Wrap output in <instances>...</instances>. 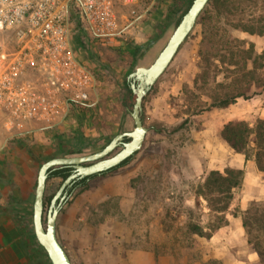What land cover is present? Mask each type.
Wrapping results in <instances>:
<instances>
[{
    "label": "rangeland",
    "instance_id": "374dc122",
    "mask_svg": "<svg viewBox=\"0 0 264 264\" xmlns=\"http://www.w3.org/2000/svg\"><path fill=\"white\" fill-rule=\"evenodd\" d=\"M190 1L141 0L140 11L150 7L146 18L150 19L151 14L158 10L169 11L168 15L162 13L163 21L156 23L154 31L144 43H137L134 35L128 33L122 46L117 44L119 47L97 48L87 44L84 37V44H79V54L97 77L96 95L88 107L80 106L74 112L65 129L46 131L50 141H43L39 137L30 138V134L11 138L0 129V146L7 143L0 149V184L20 198L21 208L13 214L20 216L24 226L29 228L34 243L40 246L33 228V203L41 166L56 157L96 153L116 135L133 131L134 121L130 113L136 96L127 88L128 77L136 69L150 67L155 62L178 21L189 9ZM205 10L173 62L144 98V124L149 132L142 150L126 166L91 180L87 190L76 191L62 205L57 219V236L73 264H133L129 256L123 255L139 248L133 241L139 230L131 229V237V230L124 229V233L120 231L123 238L120 235L117 238L110 236V217L119 216V204L117 198L108 197V192L123 186L120 173L135 174V170H147L146 173L152 174L143 178L133 177L132 184L139 185V189L144 187L146 193L155 190L157 194L153 201L158 206L168 208L164 224L173 237L170 247L178 259H187L191 264H219L216 259L209 257L247 256L252 251V248L242 244V239L226 246L210 243V238L193 237L194 234L189 231L190 225L197 224L213 234L220 227L228 225L229 220L242 222V214L252 202L264 203V197L244 203L245 197L236 190L230 209L223 215H216L209 211L205 200L196 197L197 187L210 172L206 167L205 171L202 170L203 150L197 146L190 147L196 143V133L209 129L212 140L215 137L220 140V128L226 123L246 121L253 124L264 117V102L260 101L264 99V91L249 99H238L240 104L235 107L231 105L210 111L205 109L211 103V98L223 97L226 92L233 90L230 84L234 79L225 80V70L235 68L237 63L240 66L244 64L242 58L234 55L247 49L250 44L254 45L256 54L264 50V38L250 37L234 30L227 18L217 16L211 8ZM123 14L128 17L126 13ZM157 36L161 37L156 40ZM152 41L153 44L148 47ZM251 62L248 61L246 66L250 68ZM221 84L226 88H222ZM78 134L84 139L82 153L63 156V152L72 151ZM194 157L199 162L196 163ZM183 159L192 163L185 168L180 167L178 162ZM172 163L175 167L171 166ZM183 175L185 185L189 186V194L183 197L170 195L167 201L164 187L178 189V186L169 183V179L179 178V182L175 179L174 184H180ZM62 183L60 178L48 180L46 199L56 195ZM136 206L135 203L128 206V216L134 223L139 215ZM48 208L47 202L44 224ZM173 209L174 212L171 211ZM116 253L122 256H113ZM205 256L207 259L204 260ZM255 264H259V260Z\"/></svg>",
    "mask_w": 264,
    "mask_h": 264
},
{
    "label": "built area",
    "instance_id": "2783aa9c",
    "mask_svg": "<svg viewBox=\"0 0 264 264\" xmlns=\"http://www.w3.org/2000/svg\"><path fill=\"white\" fill-rule=\"evenodd\" d=\"M139 7L140 0H0L1 131L18 138L65 129L98 85L78 35L91 46L123 45L146 16Z\"/></svg>",
    "mask_w": 264,
    "mask_h": 264
},
{
    "label": "crops",
    "instance_id": "0c3cea01",
    "mask_svg": "<svg viewBox=\"0 0 264 264\" xmlns=\"http://www.w3.org/2000/svg\"><path fill=\"white\" fill-rule=\"evenodd\" d=\"M149 10L150 7H148L144 11H140L139 7L140 14L146 12V16L148 15ZM120 12L122 14L126 13L127 15L129 10L127 8H120ZM162 13L168 15L169 11H164V9H162L161 11L158 10L155 13L151 14L150 19L146 18L145 16L138 27L130 30L129 33L134 35L137 43L141 44L149 39V37L151 36V32L154 31V26L156 25V23H158L159 21H163ZM249 36L251 37L252 35ZM118 45L122 46V44ZM97 48L107 47L97 46ZM248 101L249 100H245V102ZM260 101H262L263 103L264 99ZM239 104L240 100L232 105V107H235V105ZM262 112L264 113V108L262 109ZM259 119H264V117L262 116ZM223 126H221L220 131ZM37 137L41 138L43 141H50L47 137L46 131H44L43 129L36 130L30 134V138ZM212 138L213 137L209 129L198 131V133H196L195 135L196 143H193V145L190 146H197L199 149L203 150L204 154L202 153V155L204 156H202V159H204V164L201 163L202 170L205 171V167L206 170H217L220 172H224L227 168L241 169L244 171V176L241 186L236 190L241 192L242 197H245L243 200L244 203L263 199L264 172H261L257 168L253 160H246L243 154L236 153L221 138L220 140L217 137H215L214 140H212ZM5 146H0V149H3ZM194 160L196 163L199 162L198 158L196 157H194ZM190 162V160L183 159L182 162H178V165L185 168V166L189 165ZM172 164L171 166L175 167L174 163ZM146 171L141 170L140 172H138V170H135V174L120 173V177L123 178V186L118 190L111 189L108 192V197L117 198L119 204V216L116 217L112 215L110 217V228L112 230L110 232V236L112 238H117V236L120 235L123 238V229L139 230L137 236L134 235V238L132 237L133 241L138 244L139 248L131 250L130 252L123 255L129 256L128 259L130 263L191 264L190 262H187L189 260H180L173 254L174 252L172 247H170V244H172L174 240L170 232L167 231L168 229H165L166 226L164 224V219L166 218V216L164 217V215L168 214V208L160 205L158 206V204L153 201V197L156 196L157 192L155 190H152L146 193L144 187L143 189H139V185L132 184V179H134L133 177L140 176L143 178L146 175H152L151 173H146ZM168 179L165 180L168 181ZM173 179L174 180L169 179V183L171 185L178 186V189H169L166 186L164 187V196L167 197V201L170 200V195H181L183 197L184 195L186 196L189 194V186L185 185L186 183L184 175L182 176V179L180 178V184H174L175 179H178L177 181L179 182V178ZM110 187L111 184L108 188L110 189ZM131 197L133 198L132 200ZM20 201L21 200L18 196L9 193L8 190L4 189L0 184V264H51L46 252L38 244L33 242L30 230L29 228H26L24 226L23 221L20 219V216L13 214L15 210H19V208H21ZM130 203H135V205H137L136 213H138L139 215L138 217H136L135 223L132 222L130 217L128 216V206L130 205ZM171 211L174 212V209ZM132 225H134L135 228ZM120 231L123 233H121ZM132 234L133 233L131 230L130 237L132 236ZM193 237L199 238V236L196 234H194ZM239 239H242V244L246 245V247L248 248H251L248 245L246 233L242 226L241 220H239L238 222L237 220H229L228 225L225 224L211 235L210 243H218L226 246H231L229 244H235ZM125 242L129 243L128 240H125ZM64 249L66 250L65 247ZM113 256L122 255L116 253ZM209 258L216 259L219 264H255L259 260L258 254L253 250L247 253V256H210ZM205 259H207V256L204 257V260ZM193 264L201 263L195 262Z\"/></svg>",
    "mask_w": 264,
    "mask_h": 264
},
{
    "label": "trees",
    "instance_id": "16d2710c",
    "mask_svg": "<svg viewBox=\"0 0 264 264\" xmlns=\"http://www.w3.org/2000/svg\"><path fill=\"white\" fill-rule=\"evenodd\" d=\"M191 4L192 0L189 7ZM209 8L217 16L227 18L234 30L264 38V0H210L205 12ZM72 21L75 23L76 29L79 30L81 28L80 22L76 17H73ZM160 37L157 36L156 40ZM77 38L78 45L84 44V39L80 34ZM154 41L150 42L148 47ZM234 56L242 58L244 64L240 66L237 63L235 68H226L225 70L224 79L228 80L231 77L234 79V82L230 84L233 90L226 92L223 97L211 98V103L205 108L207 111L228 108L240 98L249 99L264 91V50L260 54H256L254 45L250 44L247 49L241 50ZM248 61H252L250 68L246 66ZM220 86L226 88L224 84ZM127 88L132 92L129 81H127ZM142 118L145 121L144 113ZM220 138L236 153L243 154L246 160H253L257 168L264 172V119H257L253 124L246 121L228 122L222 127ZM76 139L72 151L63 152V156L82 153L84 139L80 134L76 136ZM133 157L101 174L72 180L67 188V198L78 190H87L94 178L126 166ZM72 170L71 166L52 168L49 171V180L60 178L64 182L73 173ZM243 176L244 171L241 169L227 168L224 172L212 170L206 174L204 181L197 187L196 197L207 202L210 212L223 215L230 209L234 199V191L241 186ZM54 196L47 199L45 196V207L47 202L50 206ZM242 226L247 236L248 245L258 254L259 264H264V203L255 201L251 203L242 214ZM189 231L200 237L210 238L212 235L211 232H207L197 224L190 225Z\"/></svg>",
    "mask_w": 264,
    "mask_h": 264
},
{
    "label": "water",
    "instance_id": "95a60500",
    "mask_svg": "<svg viewBox=\"0 0 264 264\" xmlns=\"http://www.w3.org/2000/svg\"><path fill=\"white\" fill-rule=\"evenodd\" d=\"M209 2L210 0H193L155 62L150 67H140L129 75L128 81L132 92L136 96L130 113L134 121L133 131L116 135L102 150L96 153L85 156L56 157L46 161L41 166L33 203V228L35 237L46 252L51 264H72L70 256L57 237L58 215L67 198L64 191L70 186L72 180L106 172L119 166L142 150L149 132L142 118L144 98L173 62ZM125 139H128V141L123 142ZM120 145H122L121 150L110 156ZM59 166H71L74 173L62 183L53 197L47 211L46 224H44L45 196L49 171Z\"/></svg>",
    "mask_w": 264,
    "mask_h": 264
},
{
    "label": "flooded vegetation",
    "instance_id": "af4514ba",
    "mask_svg": "<svg viewBox=\"0 0 264 264\" xmlns=\"http://www.w3.org/2000/svg\"><path fill=\"white\" fill-rule=\"evenodd\" d=\"M128 141V139H125L123 142H127ZM121 148H122V145H120V147H118V149H119V151L121 150ZM118 151V152H119ZM117 152V153H118ZM116 154V153H115ZM114 154H111L110 156H113ZM72 172L74 173V169L72 170ZM64 193H66L67 194V189L64 191ZM63 196V195H62Z\"/></svg>",
    "mask_w": 264,
    "mask_h": 264
}]
</instances>
